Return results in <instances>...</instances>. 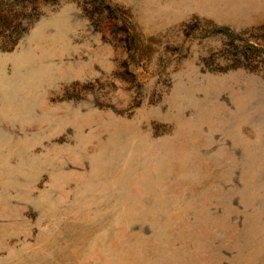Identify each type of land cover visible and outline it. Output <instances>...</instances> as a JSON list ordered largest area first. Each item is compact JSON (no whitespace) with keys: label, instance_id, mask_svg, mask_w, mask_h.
I'll list each match as a JSON object with an SVG mask.
<instances>
[{"label":"rangeland","instance_id":"rangeland-1","mask_svg":"<svg viewBox=\"0 0 264 264\" xmlns=\"http://www.w3.org/2000/svg\"><path fill=\"white\" fill-rule=\"evenodd\" d=\"M0 264H264V0H0Z\"/></svg>","mask_w":264,"mask_h":264}]
</instances>
